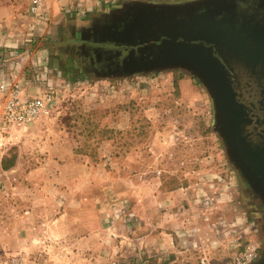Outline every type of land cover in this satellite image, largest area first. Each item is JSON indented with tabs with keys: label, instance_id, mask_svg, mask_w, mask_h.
Masks as SVG:
<instances>
[{
	"label": "rangeland",
	"instance_id": "1",
	"mask_svg": "<svg viewBox=\"0 0 264 264\" xmlns=\"http://www.w3.org/2000/svg\"><path fill=\"white\" fill-rule=\"evenodd\" d=\"M91 1L89 11L82 0L33 16L30 0H0V84L51 94L53 104L28 127L0 129V261L83 264L70 241L95 220V258L120 248L108 239L117 226L123 235L175 232L177 264H231L248 246L256 263L264 206L232 163L202 82L175 66L108 71L87 55L102 44L94 30L123 10L128 24L138 5L206 0ZM82 196L97 203L78 208Z\"/></svg>",
	"mask_w": 264,
	"mask_h": 264
},
{
	"label": "water",
	"instance_id": "2",
	"mask_svg": "<svg viewBox=\"0 0 264 264\" xmlns=\"http://www.w3.org/2000/svg\"><path fill=\"white\" fill-rule=\"evenodd\" d=\"M206 2L184 7L136 6V20L125 21L123 14L112 17L101 29H95L97 43L115 46H136L156 43L155 51L138 60L123 61L125 73L146 72L167 67H183L191 71L210 95L215 112V124L226 145L228 155L243 180L259 197L264 206V131L259 139H252L245 127L250 124L244 106L235 100L228 74L211 49L197 41H206L201 33L210 31L214 16L219 14L225 0ZM200 11V15L197 12ZM127 13V12H126ZM141 13L146 16L142 20ZM129 14V13H128ZM221 23H216L219 25ZM264 37L259 35L258 38ZM150 51L143 48L139 53ZM264 70V47L252 53ZM132 64V67L129 65ZM264 113V98L259 102ZM254 264H264V253Z\"/></svg>",
	"mask_w": 264,
	"mask_h": 264
},
{
	"label": "flooded vegetation",
	"instance_id": "3",
	"mask_svg": "<svg viewBox=\"0 0 264 264\" xmlns=\"http://www.w3.org/2000/svg\"><path fill=\"white\" fill-rule=\"evenodd\" d=\"M230 5L229 9L226 5ZM214 16V25L201 35L206 41H197L210 48L214 57L228 74L230 86L238 104L244 106L250 124L245 127L252 139H259L264 131V113L259 104L264 98V70L259 64L252 67L255 60L252 53L264 47V0H225ZM200 15V11L197 12ZM216 23H221L216 25ZM156 43L129 47L111 44L87 45V55L100 69L118 71L125 60H138L156 49ZM143 48L150 51L139 53Z\"/></svg>",
	"mask_w": 264,
	"mask_h": 264
},
{
	"label": "crops",
	"instance_id": "4",
	"mask_svg": "<svg viewBox=\"0 0 264 264\" xmlns=\"http://www.w3.org/2000/svg\"><path fill=\"white\" fill-rule=\"evenodd\" d=\"M83 5L86 6L88 11L93 8L91 0H87V2ZM58 6L60 7V5ZM51 8H54L53 4H51ZM83 199L84 196L76 201H73V203L75 204L76 202L78 208L85 203L89 207L90 205L97 203V200L94 201L91 199V201L88 198V200L86 199V202L83 201ZM73 203L72 205H69V207L73 206ZM99 227L100 221L94 220L92 227L84 228L85 231L80 238L72 239V241H70L72 248L76 247L80 250L78 253L81 257H83V264H141L140 262H142V264L152 262H155V264H159V262H162V264H177L174 259V256L178 254L175 232L169 233L163 230L156 235L146 232L143 235L137 232H132L129 235H123L117 234V226L107 229L109 231L108 239L109 242L113 243V241H115L116 243V240L120 238L118 240L120 248L116 249L110 247L108 253H103V258H95V251L99 250L98 247H95L98 245L97 237L99 236ZM142 250H144L142 254H146V256L139 255Z\"/></svg>",
	"mask_w": 264,
	"mask_h": 264
},
{
	"label": "built area",
	"instance_id": "5",
	"mask_svg": "<svg viewBox=\"0 0 264 264\" xmlns=\"http://www.w3.org/2000/svg\"><path fill=\"white\" fill-rule=\"evenodd\" d=\"M82 0H30L29 13L37 16L42 12L46 4L66 3L67 8L71 5L80 4ZM39 95L27 96L19 84L8 86L0 84V129L24 128L31 125L43 114L48 113L52 104L51 94L38 93ZM258 258L256 249L248 246L244 251L235 256L231 264H253ZM206 258H200L204 264ZM0 264H47V260L28 261L20 256H13L1 260Z\"/></svg>",
	"mask_w": 264,
	"mask_h": 264
}]
</instances>
